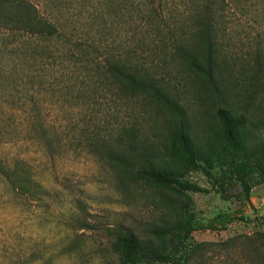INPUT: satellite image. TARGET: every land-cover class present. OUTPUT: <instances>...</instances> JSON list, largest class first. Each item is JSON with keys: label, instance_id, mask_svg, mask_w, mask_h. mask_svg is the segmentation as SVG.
<instances>
[{"label": "trees", "instance_id": "16d2710c", "mask_svg": "<svg viewBox=\"0 0 264 264\" xmlns=\"http://www.w3.org/2000/svg\"><path fill=\"white\" fill-rule=\"evenodd\" d=\"M252 14L264 23V0H0V179L9 199L49 196L38 167L83 152L180 192H208L153 162L165 148L142 139V125L151 104L165 112L182 107L172 80L179 66L215 84L231 64H246L233 52L245 37L234 31ZM217 115L226 142L217 158L249 195L250 181L264 180V144L241 141L245 113L220 107ZM162 125L161 134L167 117ZM175 146L186 172L217 179L213 161L185 129ZM204 227L180 221L153 230L168 238L163 250L129 229L117 244L126 262L167 263Z\"/></svg>", "mask_w": 264, "mask_h": 264}, {"label": "rangeland", "instance_id": "374dc122", "mask_svg": "<svg viewBox=\"0 0 264 264\" xmlns=\"http://www.w3.org/2000/svg\"><path fill=\"white\" fill-rule=\"evenodd\" d=\"M256 18L252 14L234 31L245 37V44L238 42L233 50L242 53L245 65L231 64L215 84L179 66L181 73L174 70L172 80L182 107L165 112L151 104L142 125V139L165 148L153 162L181 171L208 192H180L95 153L43 161L37 178L50 190L43 199H9L11 190L0 179V264H135L119 251L125 229L163 250L168 238L153 230L180 221L205 227L188 236L175 260L153 264H264V180L254 177L247 195L217 158L226 150L220 107L246 114L239 132L243 144H264V23ZM164 117L170 125L161 134ZM181 129L213 161L217 181L184 170L175 146Z\"/></svg>", "mask_w": 264, "mask_h": 264}]
</instances>
